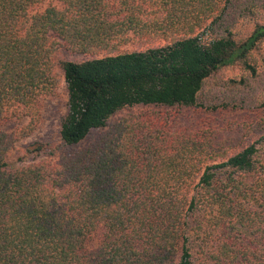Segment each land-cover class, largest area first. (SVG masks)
Returning <instances> with one entry per match:
<instances>
[{
  "label": "trees",
  "instance_id": "trees-1",
  "mask_svg": "<svg viewBox=\"0 0 264 264\" xmlns=\"http://www.w3.org/2000/svg\"><path fill=\"white\" fill-rule=\"evenodd\" d=\"M263 44L264 0H0V122L28 136L68 90L40 160L0 130V264H264V128L231 147L170 117L224 67L256 76ZM150 106L171 110L111 122Z\"/></svg>",
  "mask_w": 264,
  "mask_h": 264
},
{
  "label": "rangeland",
  "instance_id": "rangeland-1",
  "mask_svg": "<svg viewBox=\"0 0 264 264\" xmlns=\"http://www.w3.org/2000/svg\"><path fill=\"white\" fill-rule=\"evenodd\" d=\"M237 29L241 36L245 37L251 33L253 25L240 23ZM136 48L130 45L124 50L131 51ZM88 58V55L68 50L63 44H60L56 53L58 61L82 62ZM256 58V76L236 64L224 67L206 82L196 107L173 109L170 117L178 120L183 126L217 137L227 146L247 145L254 136L261 134L264 128V44ZM39 109L36 129L28 136L21 134L29 124V118L14 116L0 122V130L13 135L15 139L14 148L9 154L10 162L19 164L22 157L26 162L40 160L42 157L26 154L35 144L52 147L61 144V124L68 111V90L63 77L53 95L41 98ZM139 110H156L168 114L167 111L171 109L154 106L128 109L116 115L111 122L115 123L127 112ZM175 111L177 112L174 113Z\"/></svg>",
  "mask_w": 264,
  "mask_h": 264
}]
</instances>
